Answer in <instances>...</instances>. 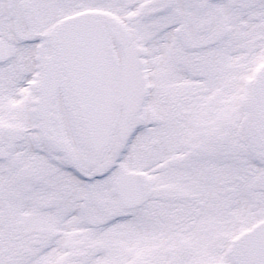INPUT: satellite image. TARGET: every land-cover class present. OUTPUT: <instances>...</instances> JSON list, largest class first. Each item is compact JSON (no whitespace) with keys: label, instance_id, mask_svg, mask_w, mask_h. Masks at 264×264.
Returning a JSON list of instances; mask_svg holds the SVG:
<instances>
[{"label":"snow or ice","instance_id":"snow-or-ice-1","mask_svg":"<svg viewBox=\"0 0 264 264\" xmlns=\"http://www.w3.org/2000/svg\"><path fill=\"white\" fill-rule=\"evenodd\" d=\"M0 264H264V0H0Z\"/></svg>","mask_w":264,"mask_h":264}]
</instances>
